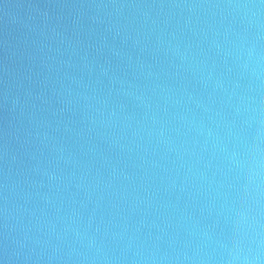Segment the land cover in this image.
<instances>
[{
  "label": "water",
  "instance_id": "1",
  "mask_svg": "<svg viewBox=\"0 0 264 264\" xmlns=\"http://www.w3.org/2000/svg\"><path fill=\"white\" fill-rule=\"evenodd\" d=\"M8 88L49 101L28 98L23 125L0 109L32 133L0 160L13 264H219L232 209L251 223L230 161L264 101L260 0H0V102Z\"/></svg>",
  "mask_w": 264,
  "mask_h": 264
},
{
  "label": "clouds",
  "instance_id": "2",
  "mask_svg": "<svg viewBox=\"0 0 264 264\" xmlns=\"http://www.w3.org/2000/svg\"><path fill=\"white\" fill-rule=\"evenodd\" d=\"M261 6H264V0H260ZM64 7L65 5H59ZM72 8H83L84 4H72L68 5ZM107 4H90L88 7L91 8H107ZM113 6H116L113 4ZM120 8L125 7V5H119ZM235 7L253 8L256 7L254 4H244L235 5ZM44 17L45 25L47 26L50 17L45 11L41 13ZM83 13L77 15L74 18L73 23L79 27L81 20L83 19ZM93 24L103 23L98 16L90 17ZM9 22L21 23L24 27H30L27 23L23 21H18L15 14L9 13ZM111 29H109L110 31ZM55 32V28L53 29ZM79 34L78 32L76 33ZM117 34H119V29H117ZM78 43H80L78 41ZM26 71H31L26 69ZM107 75V72L104 73ZM31 81L30 76L23 77ZM220 86V85H218ZM22 87V85H21ZM11 88L4 91L2 96V102H0V109L5 112L12 114V120H19L21 125L25 118L26 109L28 107V98L34 100H41L44 103L49 101L44 99L43 93L33 97L31 90L26 92V98L22 102L19 95L11 97ZM10 105V107H9ZM33 109L36 108L35 103L31 105ZM19 110V115H15ZM34 116V113H33ZM32 117H29V124H31ZM6 126L0 128V140H3L2 155H0V160L5 159L8 156V145L14 139L17 143L24 147L28 144L27 139H21V133L25 137H30L32 135L31 131L23 127H17L15 123L6 120ZM250 125L255 129L250 139L244 142V152L243 159L237 160L241 155L240 153H233L231 161L235 163L236 168L240 172V187L237 188V196L235 204L239 205L242 201L250 199L255 206L254 208H249L250 212H254L255 215L252 217L251 223L248 222L247 215L245 212L241 211L239 207H234L232 209L231 225H232V235L228 237L227 243H221L219 245V264H264V101L260 102V105L254 109H251V115L249 117ZM13 160L16 159L15 156L12 157ZM55 179V176H52ZM5 180H7V175H5ZM6 187V185H5ZM5 199V205L7 204V197ZM4 230L8 231L7 223V207L4 208ZM9 237L4 235V245L2 252H0V264H13L14 260H19L21 258V253L16 250L9 251V245L7 243ZM14 244H18V247L23 248L24 245L16 241ZM255 245V247H252ZM30 256H25L24 260H30Z\"/></svg>",
  "mask_w": 264,
  "mask_h": 264
}]
</instances>
